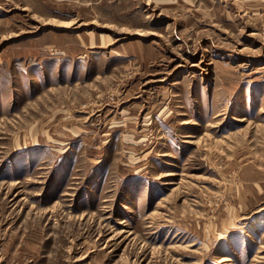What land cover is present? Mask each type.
<instances>
[{"label":"rangeland","instance_id":"rangeland-1","mask_svg":"<svg viewBox=\"0 0 264 264\" xmlns=\"http://www.w3.org/2000/svg\"><path fill=\"white\" fill-rule=\"evenodd\" d=\"M0 264H264V0H0Z\"/></svg>","mask_w":264,"mask_h":264}]
</instances>
